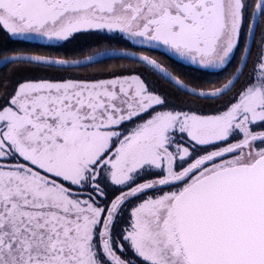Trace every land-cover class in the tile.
<instances>
[{
    "label": "snow or ice",
    "instance_id": "6c2138e0",
    "mask_svg": "<svg viewBox=\"0 0 264 264\" xmlns=\"http://www.w3.org/2000/svg\"><path fill=\"white\" fill-rule=\"evenodd\" d=\"M0 32L71 49L0 55V264H264V0H0Z\"/></svg>",
    "mask_w": 264,
    "mask_h": 264
},
{
    "label": "flooded vegetation",
    "instance_id": "af4514ba",
    "mask_svg": "<svg viewBox=\"0 0 264 264\" xmlns=\"http://www.w3.org/2000/svg\"><path fill=\"white\" fill-rule=\"evenodd\" d=\"M2 34L5 36V34L3 32H0V36H2ZM6 37V41L8 42L9 45H7V47L5 48H0V55L3 54L4 50L7 49L9 50V52L11 51H24V52H47V53H51V54H60L61 52H63L65 55H70L71 54V49H56V48H47L45 46H41V45H37V44H31V43H20V42H16L13 40H10L7 36ZM118 47H123L124 45L120 44L117 45ZM87 52L83 51L81 52L79 55L83 56L86 55ZM164 59H167V57H164ZM129 63L128 61H109V64H114V63ZM170 63H172L171 61H169ZM9 67H11V65H9ZM181 70L184 72L189 73V78L191 79H200L203 77H207L209 79H216L218 78V75L221 74H212V73H204L201 71H197L192 67H184V66H180ZM6 71L3 67L0 69V72H4Z\"/></svg>",
    "mask_w": 264,
    "mask_h": 264
},
{
    "label": "rangeland",
    "instance_id": "374dc122",
    "mask_svg": "<svg viewBox=\"0 0 264 264\" xmlns=\"http://www.w3.org/2000/svg\"><path fill=\"white\" fill-rule=\"evenodd\" d=\"M1 37V40H2V42H0V48H5V47H7V45H9L8 44V42L6 41V37L2 34V36H0ZM21 73H17V75H20Z\"/></svg>",
    "mask_w": 264,
    "mask_h": 264
},
{
    "label": "trees",
    "instance_id": "16d2710c",
    "mask_svg": "<svg viewBox=\"0 0 264 264\" xmlns=\"http://www.w3.org/2000/svg\"><path fill=\"white\" fill-rule=\"evenodd\" d=\"M0 42H2L1 37H0ZM5 74H6V71L0 72V78H2Z\"/></svg>",
    "mask_w": 264,
    "mask_h": 264
},
{
    "label": "water",
    "instance_id": "95a60500",
    "mask_svg": "<svg viewBox=\"0 0 264 264\" xmlns=\"http://www.w3.org/2000/svg\"><path fill=\"white\" fill-rule=\"evenodd\" d=\"M2 67H0V69H1Z\"/></svg>",
    "mask_w": 264,
    "mask_h": 264
}]
</instances>
